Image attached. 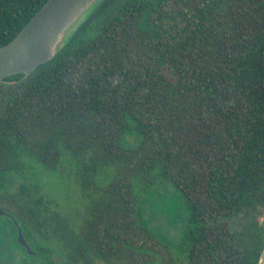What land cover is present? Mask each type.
I'll list each match as a JSON object with an SVG mask.
<instances>
[{
    "label": "trees",
    "instance_id": "1",
    "mask_svg": "<svg viewBox=\"0 0 264 264\" xmlns=\"http://www.w3.org/2000/svg\"><path fill=\"white\" fill-rule=\"evenodd\" d=\"M45 1L0 0V46ZM161 1L102 0L52 59L0 82V209L15 216L35 252L29 264H55L40 238L60 216L35 183L7 189L22 157L49 171L67 161L89 198L69 247L72 261L257 263L264 242V0H212L184 40L178 35L185 28L166 26V17L175 18L164 11L147 25ZM94 52H101L100 68L72 84L70 70ZM152 178L171 185L177 209L169 220L187 226L174 250L137 206Z\"/></svg>",
    "mask_w": 264,
    "mask_h": 264
},
{
    "label": "rangeland",
    "instance_id": "2",
    "mask_svg": "<svg viewBox=\"0 0 264 264\" xmlns=\"http://www.w3.org/2000/svg\"><path fill=\"white\" fill-rule=\"evenodd\" d=\"M212 0H164L161 1L160 7H155L146 20L147 25L152 26L161 11L174 17L171 23L169 18H165L166 26H179L180 31L178 40H184L191 30L196 29L200 14L203 9L208 6ZM171 19V18H170ZM166 34V33H165ZM101 52H94L84 61L77 63L69 72L68 80L79 85L86 78L96 72L101 66ZM163 72L168 78H174L171 67L164 63ZM112 82L119 80L118 73L112 75ZM23 167L21 170L12 171L10 181L7 183L9 191H19L20 185L25 187L31 182L35 183L38 191L43 195L44 200L48 201L52 210L59 213V222L55 223V230L49 231L40 240L51 247V259L55 264H85L87 261L93 264H108L98 257L91 260L86 258L75 261L70 260L68 253L69 247L74 244V230L80 229V216L85 206L89 202V198L81 192L75 174L72 171L73 166L63 160L56 171L45 170L38 161L29 157H22ZM140 186L135 185V189ZM137 206L145 220V222L157 232V234L169 241L174 247L183 245V234L187 226L182 227L179 221H170L171 212L177 209V200L171 185L161 178H152L151 183L141 190L139 189ZM234 217H227L229 221ZM79 256V255H78ZM27 264L29 262L27 261Z\"/></svg>",
    "mask_w": 264,
    "mask_h": 264
},
{
    "label": "water",
    "instance_id": "3",
    "mask_svg": "<svg viewBox=\"0 0 264 264\" xmlns=\"http://www.w3.org/2000/svg\"><path fill=\"white\" fill-rule=\"evenodd\" d=\"M101 1L46 0L21 30L0 46V82L16 73L27 76L52 59ZM18 240L30 255H35L20 230ZM256 264H264V242Z\"/></svg>",
    "mask_w": 264,
    "mask_h": 264
},
{
    "label": "flooded vegetation",
    "instance_id": "4",
    "mask_svg": "<svg viewBox=\"0 0 264 264\" xmlns=\"http://www.w3.org/2000/svg\"><path fill=\"white\" fill-rule=\"evenodd\" d=\"M0 216L5 217L0 230V264H27V250L18 240L19 230L26 241L22 229L18 226L15 216L6 209H0ZM12 225L16 227L13 239ZM27 242V241H26Z\"/></svg>",
    "mask_w": 264,
    "mask_h": 264
}]
</instances>
